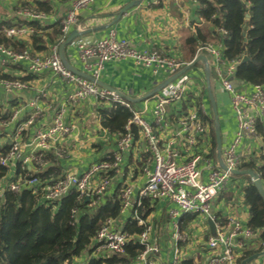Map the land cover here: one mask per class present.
<instances>
[{"label": "crops", "instance_id": "crops-1", "mask_svg": "<svg viewBox=\"0 0 264 264\" xmlns=\"http://www.w3.org/2000/svg\"><path fill=\"white\" fill-rule=\"evenodd\" d=\"M37 2L50 10L39 20L38 33L43 38L45 48L43 50L33 48L36 46L30 37L33 30L20 37H13L24 42L28 46L26 48L35 50L34 53L44 54L54 46L53 43L47 42L46 35H50L58 20L65 16L70 0H0V23L22 24L21 21L26 17L18 12L19 7L38 6ZM199 7L198 0H93L88 6L80 9L78 22L70 26L67 36L74 31L79 32V35L64 46L62 54L64 65H68L72 72L93 79L90 72L84 69L74 41L82 37L88 42H93L106 35L110 29H114L118 39H127L137 49L157 48L182 62V67L171 73L164 68L153 71L152 66L138 64L131 58L110 60L104 63L95 81L99 86L110 89L128 100L132 107L152 124L153 132L159 138L161 150L175 139L173 145L180 148L178 162L185 160L187 155L181 149L182 136L177 134L179 129L177 118L181 112L196 108L205 127V134L198 137L191 153L203 157L198 166L201 168V180L206 182L208 169L204 167V160L208 159L212 165L222 168L223 151L234 140L237 119L231 106L230 93L223 89L220 82L231 62H226L222 58L221 41L211 33V24L204 21L198 12ZM198 29L206 34L208 39L206 44L212 46L217 53L208 51L205 55L206 61L198 60L192 66H188L193 58L201 53L199 48L202 43L197 41L192 43L191 38L196 36ZM56 47L60 53V45ZM1 57L0 54V69L11 76L23 78L27 87L6 92L0 85V110L10 112L6 120H0V143L5 141L11 143L17 124L28 118L34 111V106L40 109L33 123L21 133L19 157L9 163L10 176L16 175L14 167L16 160L22 162L24 157L36 151V130L47 128L57 110H62L64 121L72 124L71 131L56 143L55 148L44 152L42 165L32 160L24 163L28 170L33 173L40 169L47 170L49 180H56L65 172L80 174L91 164L112 157L117 150L119 132H110L102 126L100 108L109 105L108 102L88 95L70 103L66 97L73 89V84L64 81L51 70L31 73L27 70L25 61L1 64ZM218 68L220 72L217 71ZM180 71L186 73L189 78L186 91L182 98L167 105V124L159 128L153 123L152 115L155 94L177 78L172 76ZM232 76L230 78L239 91L249 93L253 90L254 85L236 81ZM16 109L17 116L11 119V114ZM254 109L251 111L255 115ZM257 121L264 128V117L257 116L256 123ZM217 128L220 135V152L217 148ZM147 146L148 142L141 130L135 138L131 132L130 148L123 153L118 169L113 170L109 183L102 192L101 199L103 196H111L115 189L122 185L132 187L129 203L122 208L121 216L115 221L118 227L124 224L137 204L138 189L146 180L145 169L153 166L151 152L146 150ZM57 147L64 148L66 154L56 155ZM235 149L238 153H249V157H244L243 161L248 158L257 159L264 152V137L258 133L254 137L244 136ZM141 160L146 164L142 170L137 164ZM236 169L251 168L238 166ZM100 179L99 175L94 176L89 182V188H93ZM249 181L251 182V177L245 173H232L229 176L227 184L211 203V213L218 220L222 218L225 221L229 215H233L241 222L242 227H246L249 207L244 200V190ZM143 220L150 225L149 240L159 247V251L150 256L153 264H171L175 256L179 261L192 258L196 264H208L209 256L216 252L207 245L208 236L214 233V227H210L209 219L198 213L182 212L170 199L150 200L147 217ZM176 230L179 239L173 236ZM244 239L238 249L240 251L256 249L261 244L259 234ZM262 246L264 247V244ZM129 263L140 264L136 259ZM247 264H261V258L251 260Z\"/></svg>", "mask_w": 264, "mask_h": 264}, {"label": "built area", "instance_id": "built-area-1", "mask_svg": "<svg viewBox=\"0 0 264 264\" xmlns=\"http://www.w3.org/2000/svg\"><path fill=\"white\" fill-rule=\"evenodd\" d=\"M93 0H70V6L63 18H61V41L66 38L71 25L78 22V15L81 8L88 6ZM18 12L32 19H42L43 13L35 12L29 7L23 6ZM0 30L7 36L20 37L32 28L26 25L18 24L6 26L0 23ZM78 51L79 58L86 71L90 72L93 79L82 77L67 68L54 45L47 53H34L28 48L20 51L5 47L0 44L1 64L16 63L25 61L27 70L31 73H39L45 70H51L64 81L73 84V89L69 92L66 100L70 103L83 99L88 95L94 96L99 100H104L109 104L121 105L126 107L131 116L128 119L124 131L118 133L117 150L112 157L95 162L80 174L65 172L62 176L49 183L46 187L44 197L46 199H57L66 194L71 188L79 192L80 197L91 196L92 193L100 194L109 183L108 177H103L93 187L89 188V182L94 173L100 170H117L122 160L123 153L130 148L132 125L138 126L148 142L146 148L151 152L153 166L145 169L146 180L138 189V200L136 206L141 204L143 197L151 200L170 199L177 204L182 212L198 213L209 218L214 224V233L207 238V245L212 251H216L209 256L208 264H235L238 253L237 250L242 246V242L237 240V236L250 237L253 232L248 227H242L241 222L229 215L225 223L211 213V203L218 193L225 187L232 170L236 169L243 161L246 154L236 152L235 147L244 137H254L257 135L256 118L264 117V87L256 84L249 93L239 91L231 80L234 73L235 62L227 67L225 75L221 77V86L230 93L231 106L237 119V130L233 142L223 151V164L225 169L212 165L210 160L205 159V166L208 169L207 181L201 180V168L198 166L199 161L203 159L200 154L191 153L200 135L205 134V127L196 108H191L181 112L177 118L179 129L177 134L181 135V149L186 152L187 158L181 162L177 161L180 154V148L173 145L174 140L169 142L163 150L159 147V138L153 132V126L145 120L126 99L118 96L114 91L101 87L95 81L102 70L104 63L110 60H120L131 58L138 64L152 66L153 71L164 68L171 73L180 69L182 62L174 56L164 53L162 50L152 48L150 50H140L133 47L127 39H118L114 29L93 42H88L82 37L74 41ZM217 53L215 49L206 45L199 49ZM220 69L218 68L217 71ZM220 72V71H219ZM188 75L181 73L173 81L164 85L160 91L155 94V104L152 109L153 123L163 128L166 123V108L172 101L182 98L184 95ZM0 85L6 92L23 89L27 87L25 81L18 79L0 78ZM34 111L28 118L18 123L13 134L12 141L8 150L0 155V164L8 165L12 160L19 157L20 136L24 129L31 125L40 111L34 106ZM256 111L254 115L251 109ZM18 110H14L11 119L17 116ZM72 124L64 121L62 110H57L54 114L51 124L45 129H38L35 132L36 151L23 158L22 163L28 160L34 161L38 165L44 162V152L50 148H55L56 143L64 138L71 131ZM56 155L64 156L66 150L57 147ZM36 176H28L24 179L25 184L34 185L37 182ZM9 188L18 191L19 182L9 183ZM2 186H0V196L2 195ZM132 187L125 185L120 188V196L123 207L129 203ZM94 202V201H93ZM92 202V204H93ZM134 217L139 224H143L144 229L138 235L139 243L143 245V250L136 257L140 264H153L150 256L159 251L155 242L148 238L150 225L138 216L137 209L134 211ZM175 239H179V233L173 234ZM96 239L102 243V247L109 251L122 254L124 246L128 240V235L121 227L115 225V220L107 218L96 234ZM264 249V247L262 248ZM218 250V251H217ZM177 253V250H176ZM178 257H174L171 264L178 263ZM118 264H130L128 261H121ZM261 264H264V256L261 257Z\"/></svg>", "mask_w": 264, "mask_h": 264}, {"label": "trees", "instance_id": "trees-1", "mask_svg": "<svg viewBox=\"0 0 264 264\" xmlns=\"http://www.w3.org/2000/svg\"><path fill=\"white\" fill-rule=\"evenodd\" d=\"M198 1L200 3L198 12L204 21L211 24L213 36L221 41L222 58L226 62H235L232 78L264 87V0ZM23 6L43 14L50 12L49 8L43 7L40 2L34 7L28 5L20 7ZM39 20L24 18L21 21L22 25H27L33 30L30 37L32 43L36 45L33 47L35 50L45 48L43 38L38 33ZM2 23L13 26L11 23ZM46 36L47 42L60 45L61 19L55 24L53 32ZM191 38L192 43L195 41L202 43L200 47L207 45L206 34L200 29L196 31V36ZM0 44L16 51L28 47L19 38L7 36L1 30ZM244 56L247 59L242 61ZM0 78L24 80L11 76L1 69ZM3 112L0 110V120L9 117L8 110ZM100 112L102 126L116 133L124 131L131 116L126 107L113 103L104 105ZM263 129L261 123L257 121L256 130L262 137ZM130 131L135 138L140 128L132 125ZM9 146V142L0 143V155L4 154ZM137 164L141 170L146 165L143 160ZM9 166L10 164H0V186L3 188L0 196V264H118L121 261L135 260L143 250L138 235L144 226L138 223L133 214L137 209L138 216L145 219L149 211L150 198L143 197L139 206L135 204L131 215L122 226L120 225L127 233L128 240L124 252L116 254L103 248L102 243L96 239V234L107 218L117 221L121 216L123 203L120 188L123 185L116 188L111 196H103V199L102 193L98 195L92 193L89 200L85 201V197H80L74 188L57 199H46L45 189L55 180H49V171L40 169L33 173L20 160H16L14 163L16 175L10 176ZM239 167L251 168L257 172L264 187V152L257 159L248 158L242 161ZM112 173L113 170H100L94 173L93 177L99 175L100 178L105 176L110 178ZM32 175L38 179L36 184H25L24 179ZM11 182H19L18 191L9 188ZM244 200L249 207L246 227L250 228L253 234H259L261 244L256 249L237 250L235 264H239L253 252L262 250L264 244V202L250 181L244 190ZM219 221L225 223L222 218ZM244 238L245 236H237V240L242 244ZM177 264L196 263L192 258H184Z\"/></svg>", "mask_w": 264, "mask_h": 264}, {"label": "water", "instance_id": "water-1", "mask_svg": "<svg viewBox=\"0 0 264 264\" xmlns=\"http://www.w3.org/2000/svg\"><path fill=\"white\" fill-rule=\"evenodd\" d=\"M134 3V2H133ZM132 3V4H133ZM131 5V4H130ZM79 35V32L77 31H74L72 33H70L66 39L60 44V57L63 61V63H65V60H64V57H63V54H62V49L64 48L65 45L69 44L72 42V40ZM208 53V51L206 49H202L201 50V53L200 54H197L193 60L188 64V66H192L196 61L198 60H205V55ZM247 57L244 56L242 58V61L246 60ZM206 61V60H205ZM67 68H68V65H66ZM206 71H208V66L206 67ZM182 71L176 73L175 75H173L172 77H175V76H178L179 74H181ZM90 79V78H89ZM216 139H217V148L220 152V135H219V130L218 128L216 129ZM223 169H225V165L222 164L221 165ZM232 173L234 174H238V173H245V174H248L250 177H251V182L252 184L254 185V187L256 188L259 196L262 198L263 202H264V187L262 185V181H261V178H260V175L253 171L252 169H234L232 170ZM90 196L89 195H86L85 196V201L89 200ZM209 219V218H208ZM209 224H210V227L213 228V222L209 219L208 220ZM264 256V249L262 250H259L257 252H254L252 253L251 255L245 257L244 259H242L241 261V264H247L248 262H250L251 260H254V259H257V258H261Z\"/></svg>", "mask_w": 264, "mask_h": 264}]
</instances>
